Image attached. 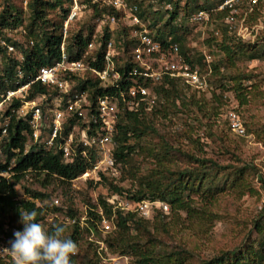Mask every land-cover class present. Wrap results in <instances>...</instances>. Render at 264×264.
Wrapping results in <instances>:
<instances>
[{
	"label": "rangeland",
	"instance_id": "1",
	"mask_svg": "<svg viewBox=\"0 0 264 264\" xmlns=\"http://www.w3.org/2000/svg\"><path fill=\"white\" fill-rule=\"evenodd\" d=\"M30 1L0 0V14L8 6L18 9L22 13V22L19 26L0 30V38L5 40V43L13 45L15 49V54L8 52L9 55L7 51L1 50L0 76L4 75L3 71L7 65L5 57L17 60L16 62L20 65L24 61L25 51H30L34 47L30 45V41H33L35 45L37 39L35 35L40 38L44 32L51 29L48 26L42 30H39L38 26L31 27L28 10ZM77 1L85 6L79 17L68 25L65 46H71L73 37L78 33H81L83 37L90 34V41H94V46L89 54L85 53L82 57L85 62H88L95 59V52L100 50L104 30L109 22L105 21L104 17L106 16H103L107 13L100 10L103 8L98 7L101 12L94 15L89 0ZM224 1L226 0H197L194 3L192 0H181L176 20L178 25L179 20H185L181 41L184 52L191 57L193 65L198 67L200 72L202 70L203 75L212 72L211 76H207L208 91L198 93L189 90L185 94L188 97L193 93L197 98L203 96L206 100H210L213 95L219 96L222 105L215 110L218 113L217 118L213 117L209 120L203 115L197 116L194 109L191 111L182 110L181 114L170 115L166 119L152 117L150 120L154 124L156 133H150L141 142L143 153L136 147L125 164L116 162L113 155L114 146H109L108 159L106 153L99 154L94 148H87L84 157H89L88 153H90L94 159L91 169L69 183L53 179L44 186L42 185L44 175L37 176L34 173L25 174L19 181L17 186L19 199L34 202L37 207L42 208V220L39 223H42L47 229L60 224L65 226V235H68L73 226L79 224L81 230L77 243L79 251L73 257L74 264H84V261L92 257L93 253L96 264H111L109 261H104L108 257H126L111 252L108 247L106 239L116 230L115 219L114 216L107 219L102 215L98 201L100 198L107 203L127 200L128 192L136 191L149 177L154 167V161L146 153L147 145L158 149L165 142L172 147L173 158L175 155L178 156L176 152L178 148L182 152L200 153L201 157L214 161L216 166L212 168L210 177L214 178L213 184L219 190L210 200H205L203 194L201 196L192 194L191 199L193 207L196 209V215L202 218L195 215L188 216L184 213L171 214L170 209L167 213H162L158 210V205L152 206L150 214L145 220L150 221L147 226L149 231L154 233V239L157 241V253L165 257L170 253L178 252L184 258L185 264H201L222 252L239 249L253 251L261 243L264 245V58L260 57L264 49V0H258L252 8L247 0H241L230 12L229 8H226L228 14L222 21L218 19V12L221 11L219 7ZM127 2L140 5L141 12L145 13L143 23L153 37L159 35V28L166 22L173 10V5L167 3V0H127ZM154 11H157L156 14ZM200 11L208 15V20L192 21L191 18ZM14 13L16 14V12ZM58 14L60 13L56 10L47 18L56 23L59 21ZM230 15L234 17V21L231 23L227 22V17ZM100 19L103 20V23L99 22ZM151 21L157 23L152 29L147 27ZM127 23L126 19H121L115 24L110 23L109 27L113 31V35H111L114 39L119 34L121 37L126 34L128 41L134 39L131 33L132 29L126 26ZM241 25L247 27L248 31L239 32ZM225 33L227 37L234 36L235 41L237 40L240 45H246L250 50L247 53H239L236 57L234 56L233 64H230L229 59L216 47L226 37ZM170 38L164 39L169 41ZM128 46L129 53L122 54L120 52L119 54L122 60L130 58L131 43ZM72 49L70 50L71 54L68 52V56L75 55V48ZM252 53H257L259 57L249 60L248 57ZM216 64L219 65V72L213 74ZM234 75L249 77L248 81L241 80L244 89L242 92L246 91L248 94L246 105L240 106L235 94L226 90L232 87L228 78ZM81 80V77H76L72 84L77 87ZM160 83V81L153 83V86ZM90 91H85L89 105L92 103ZM34 98H29L28 93L27 100ZM158 100L156 99L154 107L160 109L163 102ZM35 102L41 101L35 99ZM39 105L43 107L45 104L42 102ZM211 107H216V105L211 104ZM206 112L210 114L214 110L210 111L209 107ZM231 115L239 117L245 129L244 137H238L230 131ZM195 117L199 120H195ZM71 122H73L72 125ZM88 124L89 120L86 118L83 120L69 118L65 123L64 130L69 132L71 127L72 139L77 143L83 139ZM186 126L193 127L190 135L191 140H186L184 136L185 130L188 131ZM115 127L111 134L113 145L115 143ZM79 148V145H74L76 151ZM176 165L181 169L196 172L194 170L196 168L182 156L176 157ZM209 166L211 167V165ZM110 183L120 187L123 194L112 192L109 189ZM34 193L44 194L45 197L35 199L33 198ZM89 207L94 213L102 215L103 218L99 223H95V227H93L95 220L88 215ZM68 208L74 210V215L71 218L67 214ZM203 211L208 215H204ZM157 216L159 217L158 221L152 224ZM20 221L21 218L17 219L12 226L9 225L5 228L7 232L10 231L8 235L10 240L14 238L15 231H23L24 226ZM260 228L261 231H259ZM127 257L130 259L129 263L133 264V258ZM116 264L125 263L121 259Z\"/></svg>",
	"mask_w": 264,
	"mask_h": 264
},
{
	"label": "trees",
	"instance_id": "2",
	"mask_svg": "<svg viewBox=\"0 0 264 264\" xmlns=\"http://www.w3.org/2000/svg\"><path fill=\"white\" fill-rule=\"evenodd\" d=\"M180 1L181 0H167V3L173 5V10L170 12V16L166 22L159 28V35L154 36V38L166 47L168 44L167 40L164 38L171 37L172 39L170 38L169 41L177 43L180 54L189 64L193 65L191 57L184 52L183 45L181 44L182 36L184 34L185 20L181 19L179 20V25L176 24L180 10ZM192 1H194V3L197 2V0ZM70 3L71 0L30 1L28 4V10L30 12L31 27L38 26V29L42 30L48 26L51 29L50 31L44 32L40 38L38 35H35L37 39L34 47L30 49V51H25L24 61L20 64L25 76L20 80V83L16 81L17 78L14 71L18 63L14 59L5 57L7 65L3 71L4 75L0 76L1 91H6L8 89L14 90L19 87L20 84L29 82L34 78L37 69L43 66L52 65L59 59V46L62 40V25L68 16ZM132 5L138 6L139 17L142 21H145V18L143 17L145 13L141 12L140 5ZM91 7L94 15H97L100 10L112 14L115 17L121 15V13L115 12L110 8L99 10L96 6ZM56 10L59 11L60 14H58L59 21L55 23L47 17ZM14 12H16V14ZM156 12L157 11H154V14H156ZM21 14V11L18 9H13L9 6L5 7L0 14V30L3 28L12 29L19 26L22 22ZM227 14L228 11L226 9L219 11L218 19L222 21L225 20ZM50 22L52 23L50 24ZM155 22L156 21H151L147 27L152 29L157 24ZM104 31L105 33L102 38L101 48L95 52L96 56L94 61H89L91 66L97 70H101L104 66L106 43L112 37L108 26L105 27ZM126 36V34H123L121 37V34H119L117 38H115L116 41L124 40V54L128 53V45L130 43L132 44V41H134H128ZM90 40V34L83 37L81 33H78L73 37L72 45H69L70 48L69 46L67 47V53H70V50L75 48V55L69 56V58H82ZM216 47L226 58L229 59L230 64L234 63V56L236 57L239 53L242 54L250 51L249 48L247 49L246 45H240L237 40L235 41L234 36L227 37V34L222 43L217 44ZM1 50L4 51L0 48V52ZM258 57L259 55L257 53H252L249 55L248 59L255 60ZM260 57L264 58V49L262 50ZM128 67L127 64L126 69H128ZM218 69L219 65L216 64L213 68V74H217L219 72ZM211 74L212 72L209 75L211 76ZM248 78V76L241 75H234L228 78L232 87L226 90L232 91L235 94L236 100L240 106L248 103V94L246 91L242 92L244 89L241 84V80L248 81ZM160 82L159 85H148L151 88V93L154 97L152 105L146 104L147 102H141L138 106L137 112L127 110L119 117V121H117L115 127L116 133L114 137L115 143L113 152L114 158L118 164L127 163L128 157L135 151L136 147L143 153L141 142H143L150 133H156L154 124L150 120L152 117L166 119L170 115L175 116L181 114L182 110L191 111V109H194L197 116L203 115L209 120L213 117L217 118L218 113L217 111L215 112V110L217 108L219 109L222 105V100L219 96L213 95L210 100H206L203 96L197 98L196 95L192 93L187 97L185 92L190 89H188L179 79L163 77ZM76 89L78 91L91 90L90 95L92 96V102L95 101L97 96H103L114 92V89L99 87L98 80L88 75L86 80L78 82ZM43 94H47L44 86L37 82L30 86L29 98ZM156 99L163 102L160 109L154 107ZM211 104H215L216 107H211ZM18 105V102L13 104L14 107H17ZM209 107L210 111L214 110V112L207 114L206 110H209ZM195 120L198 121L199 119L195 117ZM71 123L73 124V122ZM186 129H188V131L185 130L184 136L186 140H191L190 135L193 127L186 126ZM30 132V128L26 122L23 120L16 121L12 118L8 134L0 145L2 153L0 154V230L9 225L12 226L17 219L21 218L20 213L25 211L30 212L36 210V222L42 220L41 207H37L34 202L19 199L17 186L25 174L34 173L37 176L41 174L44 175L42 180V185L44 186L48 185L53 179L69 183L86 173V171L91 169L94 163L92 154L90 155V153H88L89 157L80 155L82 147L79 148L78 155L68 163L63 160L61 151H44L40 148H36L35 145H30L28 151L25 152V145L28 141ZM65 133L67 134L68 130L65 131ZM176 152L178 156L175 155L173 158L171 154L172 147L168 146L166 142L158 149L147 145L146 153L154 161V167L145 182H143V184H141L133 193L128 192L126 198L127 200L134 202H140L143 200L162 202L169 206L168 208L170 209L171 214L184 213L188 216L195 215L196 217L202 218L201 216L196 215V209L193 207L191 196L192 194H197L199 196L203 194L206 198L205 200H210L217 194L219 189L213 184L214 178L210 177L212 168L216 166L215 162L201 157L200 153L182 152L178 148L176 149ZM179 156L184 157L188 163L192 164L196 168L194 169L196 172L176 167V157ZM209 165H211V167ZM6 172L10 174V178L7 180L1 176L2 173ZM102 178L104 179V177ZM210 179H212V181H210ZM109 189L119 195L123 194L120 187L111 183L109 184ZM33 196L35 199L45 197L44 194L41 195L39 193H34ZM98 205L102 210V215L104 217L110 219L114 216L115 219L116 230L113 235H109L106 239L111 252L132 257L133 264H185L184 258L178 252L170 253L165 257L160 256L157 253V241L154 239V233L148 229L147 225L150 224V221L145 220L146 218L133 212H124L120 209L113 210L111 203H107V201H104L101 198L98 201ZM67 214L69 218H71L74 215V210L68 208ZM203 214L208 215L205 211H203ZM88 215L95 220V222H93V227L96 226V222L99 223L102 219V215L94 213L90 207L88 208ZM204 217L206 218V216ZM157 218L159 217H155L152 224L158 221ZM48 231L49 233L54 231V226L49 228ZM259 231H261V228ZM80 232L81 230L77 223L73 226L72 230H70L69 234L65 235L64 233V236L71 238L78 243ZM9 233L10 231L7 232V235H9ZM14 239L15 237L11 238V240ZM71 259L72 264H74V258L72 257ZM94 261L95 254L93 253V256L86 259L84 264H96ZM0 264H13V262L0 260ZM201 264H264V245L261 243L260 246L253 251L239 249L222 252L218 256L201 262Z\"/></svg>",
	"mask_w": 264,
	"mask_h": 264
},
{
	"label": "built area",
	"instance_id": "3",
	"mask_svg": "<svg viewBox=\"0 0 264 264\" xmlns=\"http://www.w3.org/2000/svg\"><path fill=\"white\" fill-rule=\"evenodd\" d=\"M240 1L226 0L219 7V10L229 8L230 12ZM247 1L251 8L258 2V0ZM89 2L91 6L110 8L121 13L119 17L108 13L103 15L106 16L104 17L105 21L109 22L108 29L112 35L110 23L115 24L121 19L128 21L126 26L132 29L131 33L134 38L130 48V58L124 60L120 58V52L124 54L125 42L123 39L116 41L113 37L106 43L104 66L101 70L91 66L89 61L85 62L84 58H69L65 46L68 25L79 17L85 6L77 0H71L68 16L62 25L59 59L52 65L37 69L32 80L20 84L16 89L0 90V145L8 134L11 119L14 118L16 121L23 120L26 122L31 131L28 136L27 147L25 145V152L28 151L29 144L44 151H61L63 160L68 163L78 155V151L74 149V145L77 144L82 147L80 151L82 156H85L87 148H94L99 154L106 153L108 159L109 146H114L111 134L120 115L127 110L137 112L141 102L153 104L154 97L148 85L159 82L163 77H169L179 79L193 92L204 93L208 91L207 76L209 73L203 75L198 67L189 64L180 54L177 43L167 41L168 45L164 47L161 42L156 40L148 32L139 17L137 5L129 4L127 0H89ZM227 18L229 23L234 21L232 15ZM191 20H208V15L200 11ZM99 22L103 23V20L100 19ZM241 31L245 32L248 29L241 25L239 32ZM5 42L0 38V48L7 53L15 54L14 46ZM30 45L34 46L33 41H30ZM93 46L94 41H90L85 53L89 54ZM93 61L94 59H92ZM127 64L128 69H126ZM14 71L17 82L20 83L19 80L23 79L25 74L19 64L16 65ZM87 75L98 80L99 87L111 88L114 89V92L97 96L95 101L89 105L86 92L78 91L72 84L74 78L81 77L82 80H86ZM35 82L44 86L47 94L27 100L30 86ZM35 99H39L41 102L36 103ZM15 102L19 103L17 107L13 106ZM42 102L45 104L43 107L39 105ZM69 118L77 120L86 118L89 120L83 139L77 143L72 139V128H69L67 134L64 130L65 123ZM229 127L233 134L244 137L245 129L238 116L231 115ZM0 154H2L1 149ZM1 176L6 180L10 178V174L7 172L2 173ZM111 204H113V210L120 209L124 212L137 213L144 218L149 216L153 205H158V210L162 213H167L169 209L162 202L148 200L140 202L116 200ZM5 228L0 230V249L10 248V239ZM121 259L125 264H130V259L127 256L108 257L104 261L116 264ZM0 260L13 262L11 254L6 252L0 253Z\"/></svg>",
	"mask_w": 264,
	"mask_h": 264
},
{
	"label": "clouds",
	"instance_id": "4",
	"mask_svg": "<svg viewBox=\"0 0 264 264\" xmlns=\"http://www.w3.org/2000/svg\"><path fill=\"white\" fill-rule=\"evenodd\" d=\"M23 231L13 233L15 239L9 241L10 248L0 249V253H10L13 264H72L78 245L65 237V226L56 224L54 231L36 222L37 211L20 213Z\"/></svg>",
	"mask_w": 264,
	"mask_h": 264
}]
</instances>
